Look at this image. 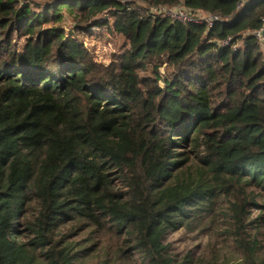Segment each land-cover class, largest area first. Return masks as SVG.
<instances>
[{"label":"trees","instance_id":"obj_1","mask_svg":"<svg viewBox=\"0 0 264 264\" xmlns=\"http://www.w3.org/2000/svg\"><path fill=\"white\" fill-rule=\"evenodd\" d=\"M138 1L0 0V264H264V0ZM219 215L237 258L178 260Z\"/></svg>","mask_w":264,"mask_h":264},{"label":"rangeland","instance_id":"obj_2","mask_svg":"<svg viewBox=\"0 0 264 264\" xmlns=\"http://www.w3.org/2000/svg\"><path fill=\"white\" fill-rule=\"evenodd\" d=\"M52 26L62 27L66 34H69L72 31V28L75 27V24L71 17L64 14L63 22ZM106 31V26H97L94 28L95 37L94 39H89L88 45L95 49L94 52L97 61L109 64L113 56L112 54L121 47L122 40L114 34L108 36ZM21 43L23 44L24 40H22ZM225 206L226 202L221 200L218 205L219 211H224L226 209ZM253 212V218L259 215L258 210L255 209ZM224 219L225 218L222 215H219L215 223H211V221L207 219L203 222L200 229H197L195 232L183 228L178 230V232L170 233L167 236L165 243L171 245L172 252L178 260L185 258L189 254L195 261L200 259L206 261L212 260L213 257L217 255H220L221 257L237 258L238 255L235 253L233 245H231V242L226 238V235H224L226 229V226H224ZM262 233H264V229L262 230ZM262 238L263 236H261V239ZM101 239L104 240L106 238L103 235H98L96 238V240ZM99 260L100 258L95 255L90 262L96 264Z\"/></svg>","mask_w":264,"mask_h":264},{"label":"built area","instance_id":"obj_3","mask_svg":"<svg viewBox=\"0 0 264 264\" xmlns=\"http://www.w3.org/2000/svg\"><path fill=\"white\" fill-rule=\"evenodd\" d=\"M151 15H154L155 17L169 18L183 24L191 23L192 21L197 23H206L209 28H212V26L220 20V18L216 15L210 16L200 11H192V13H190L185 8L169 9L165 7H156L152 10ZM256 35L259 37L261 42L264 43L262 32H258ZM229 44L230 40H225L221 43L222 46H228Z\"/></svg>","mask_w":264,"mask_h":264}]
</instances>
